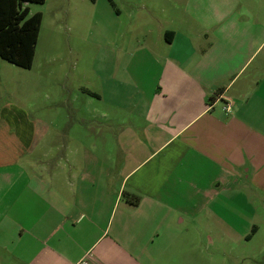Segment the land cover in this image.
Wrapping results in <instances>:
<instances>
[{
	"label": "crops",
	"instance_id": "crops-1",
	"mask_svg": "<svg viewBox=\"0 0 264 264\" xmlns=\"http://www.w3.org/2000/svg\"><path fill=\"white\" fill-rule=\"evenodd\" d=\"M125 2L57 153L0 87V264H215L264 229V0Z\"/></svg>",
	"mask_w": 264,
	"mask_h": 264
},
{
	"label": "rangeland",
	"instance_id": "rangeland-1",
	"mask_svg": "<svg viewBox=\"0 0 264 264\" xmlns=\"http://www.w3.org/2000/svg\"><path fill=\"white\" fill-rule=\"evenodd\" d=\"M125 1L128 0H46L43 4H28L30 16L42 14L32 68L25 70L7 63L12 69L5 71L6 81L0 87L6 99L29 105L35 117L54 123V128L45 133L48 138L44 148L50 154L63 147L62 136L77 134L69 122L96 114L90 111L89 98L83 90L98 89L94 58L99 57L102 33L116 20V8L122 13L120 26L129 23ZM202 233L204 236L207 231ZM204 239L201 247L208 249ZM218 246L226 247L225 251L231 249V243L226 241L215 242V249ZM233 249L236 256L230 257L215 250V264H264V229L254 242ZM237 254L241 256L238 261Z\"/></svg>",
	"mask_w": 264,
	"mask_h": 264
},
{
	"label": "trees",
	"instance_id": "trees-1",
	"mask_svg": "<svg viewBox=\"0 0 264 264\" xmlns=\"http://www.w3.org/2000/svg\"><path fill=\"white\" fill-rule=\"evenodd\" d=\"M45 1L0 0V58L25 70L32 68L42 14L30 16L28 4H43ZM125 198L133 206H137L141 199L129 193Z\"/></svg>",
	"mask_w": 264,
	"mask_h": 264
},
{
	"label": "built area",
	"instance_id": "built-area-1",
	"mask_svg": "<svg viewBox=\"0 0 264 264\" xmlns=\"http://www.w3.org/2000/svg\"><path fill=\"white\" fill-rule=\"evenodd\" d=\"M227 110H229V108ZM81 264H88V262L86 260H83Z\"/></svg>",
	"mask_w": 264,
	"mask_h": 264
}]
</instances>
